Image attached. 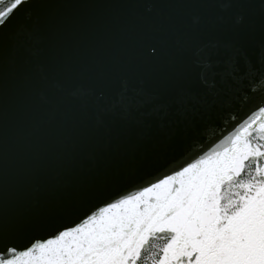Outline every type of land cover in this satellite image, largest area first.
I'll return each mask as SVG.
<instances>
[{
  "label": "water",
  "instance_id": "obj_1",
  "mask_svg": "<svg viewBox=\"0 0 264 264\" xmlns=\"http://www.w3.org/2000/svg\"><path fill=\"white\" fill-rule=\"evenodd\" d=\"M9 31L0 226L45 239L94 189L135 191L227 134L212 126L193 140L178 117L161 130L157 117L119 109L117 93L164 100L189 88L194 52L215 60L238 49L259 68L264 0H29ZM238 104L243 118L247 100Z\"/></svg>",
  "mask_w": 264,
  "mask_h": 264
},
{
  "label": "snow or ice",
  "instance_id": "obj_2",
  "mask_svg": "<svg viewBox=\"0 0 264 264\" xmlns=\"http://www.w3.org/2000/svg\"><path fill=\"white\" fill-rule=\"evenodd\" d=\"M28 5L0 8V48ZM191 63L189 88L164 100L120 91L116 105L157 117L161 130L178 117L193 140L212 126L227 134L135 191L94 189L48 238L0 226V264H264V44L259 68L238 49L215 60L194 52Z\"/></svg>",
  "mask_w": 264,
  "mask_h": 264
}]
</instances>
